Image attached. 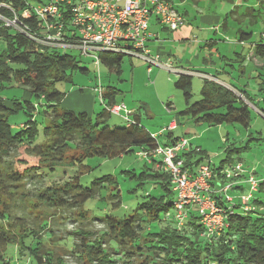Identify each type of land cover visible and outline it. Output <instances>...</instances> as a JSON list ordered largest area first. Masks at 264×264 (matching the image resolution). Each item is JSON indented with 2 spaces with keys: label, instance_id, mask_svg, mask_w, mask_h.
<instances>
[{
  "label": "trees",
  "instance_id": "1",
  "mask_svg": "<svg viewBox=\"0 0 264 264\" xmlns=\"http://www.w3.org/2000/svg\"><path fill=\"white\" fill-rule=\"evenodd\" d=\"M48 1L0 0V14L17 20L19 27L6 26L0 21V264H16L12 257L14 249L22 264H68L64 258L66 254L62 253L74 255L82 264H264V179L257 178L258 189L253 192L246 208L241 197L250 193V186H238L237 180H247L248 175L245 173L235 178L229 174L237 164L243 163L240 156L234 158V152L249 149L254 137L242 147L235 144L228 147L226 157L218 166L209 164L213 171L212 198L225 214L226 226L220 232H208L196 207L188 208L184 220L177 219V195L173 191L171 176L157 166L159 162L155 159L147 162L151 168L139 175L126 171L138 179L139 186L148 183L152 187L146 190L144 200L133 213L119 214L123 203L119 198V182L114 176L96 179L90 187L81 183L82 174L91 170L84 164L89 157L112 159L138 151L152 152L162 144L142 125L137 112L127 117L120 115L126 122L123 126L107 124L112 116L109 108L118 105L117 90L113 87L103 90L101 100L105 108L95 118L86 112L75 113L61 108L64 94L56 88V83L71 80L69 72L80 70L87 73L88 69L81 67L76 57L62 54L61 48L43 46L34 39V36L44 35L45 26L35 15L25 18L23 13L47 6ZM168 1L186 18L187 24L190 11L183 4L192 1L199 7L204 0ZM224 1H229L234 9L238 7L235 0ZM250 1L243 0L244 3ZM255 1L258 3L256 7H261L264 2ZM77 2L63 0L58 4L65 27L71 25L72 9ZM255 6H247L244 15H252ZM233 13L229 12L225 20ZM252 17L254 23L256 17ZM253 35L252 31L241 28L236 31L237 40L242 45L250 44L252 48L247 53L245 49L238 52L239 60L235 61L239 62L241 71L251 66L253 71L264 72L262 35L255 42L252 41ZM216 44L210 40L204 47ZM99 56L102 64L119 75L122 73L126 54L103 52ZM203 60L208 63L206 57ZM231 66L235 69L234 64ZM220 75L219 72L213 77L219 79ZM259 77L264 74L259 73ZM204 81L201 100L193 102V76L179 73L175 86L183 92L186 102L180 118L209 126L238 124L249 130L252 110L247 102L264 116V97L253 104L246 85L240 88L231 84L242 96L239 97L232 89L215 81ZM13 84L23 89V99L9 100L3 96ZM21 112L30 119L14 127L10 116ZM167 130L164 133L168 141L163 146H173L182 137H175L173 131ZM21 148L40 158V165L22 172L17 170L13 156ZM181 157L192 171L208 160V155L200 147L193 148L192 144L190 151ZM72 168H78L76 174L69 172ZM58 177L61 182L56 180ZM48 179L53 183L41 185ZM233 181L236 183L228 195L233 196L234 201L229 203L219 191ZM32 182L40 184L36 196L24 189ZM109 186H114L118 194L105 195ZM237 190L241 194L233 195ZM91 200H98L96 209L99 213L85 208ZM103 202L107 210L99 205ZM51 211H66L71 215L78 211L81 223L93 218L101 228H79L65 236H57V230L51 228V221L47 218ZM88 213L92 216L89 217Z\"/></svg>",
  "mask_w": 264,
  "mask_h": 264
},
{
  "label": "rangeland",
  "instance_id": "2",
  "mask_svg": "<svg viewBox=\"0 0 264 264\" xmlns=\"http://www.w3.org/2000/svg\"><path fill=\"white\" fill-rule=\"evenodd\" d=\"M235 2L238 6L235 9V6L229 1L224 0H204L199 7H196L192 1L183 4L190 11V21L179 33L181 35L184 32L183 35H187L188 30L190 35L188 34L185 38L178 35L175 40L174 31L159 29L161 42L155 41L151 56H159L160 64L152 67L150 72L148 71L149 63L139 55H127L123 61L122 73L119 75L106 64L101 63L98 67L93 57L83 56L78 50L60 49L62 54L68 53L76 57L81 67L88 69L87 73L80 70L69 72V75L72 74L71 80H62L56 83V88L64 94L61 108L75 113L86 112L95 118L104 110L105 105L102 103L100 93L94 95L93 88H97V86L99 88L105 87V89L113 87L117 90V103L126 105L124 110L126 114L137 112L140 115L142 125L157 136L160 144L167 143L168 137L164 132H168L170 122H176L178 129L174 131V136L187 138L193 148L200 147L208 155V160L204 163L210 164L211 167L221 163L226 157V149L232 144H235L236 147H242L247 140L254 137L251 141V147L241 153L234 152V158L237 159L240 156L243 159L242 164L247 175L256 173V178L264 179V116L252 104L247 102L252 110V124L249 130L238 124L222 126H209L205 123L195 124L191 119L179 117L180 112L186 109L184 94L175 86L179 73L190 69H201L200 67H203L205 63L204 57L207 58V66L212 67L213 71L210 73L216 74L215 71L222 69L230 71L231 76L234 77V81H232L234 85L240 88L247 86L253 104H256L258 100H263L264 77H259V73L264 74V72L253 71L251 66L241 71L239 62L235 61L239 60V57L237 55L231 56L228 53L231 52L229 51L231 50L230 45L238 44L236 31L239 28L244 31H252L254 33L253 42L257 41L264 33V2L261 7L255 6L258 5L255 0L245 3L243 0H235ZM247 6L256 7V11L252 13L256 17L254 23H252V15H244ZM231 11L234 13L226 21L225 18ZM210 40L216 41L217 44L213 47H204L206 41ZM238 48V50H242V46ZM244 48L246 49L245 53H247L252 47L247 44ZM231 64H234L235 69ZM195 75L193 77V102L201 100L204 79L215 81L228 89H232L237 96L242 97L231 86H227L230 85L227 75L219 77L220 81L214 77L203 79L202 76H198V73ZM12 86L13 88L3 92V96L9 100L23 99L25 94L23 89L17 84ZM29 119V116L21 112L10 116V123L14 127H18ZM107 124L123 126L126 122L121 116L112 114ZM39 138L42 141V137ZM227 138H229L228 141H226ZM257 138L262 140L258 141ZM139 153L140 151L112 159L87 158L84 164H87L91 170L82 174L81 183L90 187L96 179L106 175L114 176L119 182V198L123 203V208L120 209L119 214L135 212L144 200L146 190L152 188L148 183L143 187L139 186L138 179L126 173L129 171L139 175L147 168L148 170L151 168V166H147L148 158L140 156ZM13 160L14 166L21 172L27 168L40 165V158L29 155L25 148L19 149L13 156ZM76 171L78 168L69 170L71 174H76ZM229 174L232 176L234 172L230 171ZM56 180L61 182V177ZM52 183L48 179L41 185L46 186ZM39 187V183L32 182L26 185L24 189L32 196H36V190ZM111 194H118L114 186H109L105 195L110 196ZM109 200L108 202H110ZM97 205L98 200H91L85 208L91 209L93 212L96 210L99 213L96 209ZM99 205L105 206L104 208L107 210L105 202ZM88 216L91 217L92 215L89 214ZM47 218L51 221V228L57 230L55 231L57 236H65L79 228L90 230L101 228L100 223L93 218L89 219L92 221L81 223L78 211H74L72 215L66 211H51ZM15 250H13L14 255L12 254V257H14L16 264H22V261H18ZM62 254H66L64 258L68 264H82V261L74 255Z\"/></svg>",
  "mask_w": 264,
  "mask_h": 264
},
{
  "label": "built area",
  "instance_id": "3",
  "mask_svg": "<svg viewBox=\"0 0 264 264\" xmlns=\"http://www.w3.org/2000/svg\"><path fill=\"white\" fill-rule=\"evenodd\" d=\"M62 1L49 0L47 6L23 13L25 18L35 15L45 26L44 35L34 36V39L43 46L78 50L83 56L93 57L98 67L101 64L100 53H120L144 58L149 63L150 72L152 67L160 64V57L151 56L147 46L153 36L150 32L151 20L156 18L171 31H177L186 24V18L168 0H78L72 9L71 25L65 27L64 15L58 6ZM0 21L6 26L19 28L17 20L7 19L1 14ZM262 40L264 42V34ZM98 91L100 94L103 92L102 88ZM125 109V105L119 104L110 107L109 111L120 116ZM175 128V123L168 127L171 131ZM190 149L189 140L184 137L173 146L159 145L154 151L140 152L139 155L148 158L149 163L157 160V166L170 174L173 191L177 195L178 220H184L188 208L196 207L208 232H220L226 226L225 214L212 198L213 171L206 163L194 171L186 167L181 155ZM232 171L235 178L245 174L243 164H237ZM246 182L250 193L243 195L241 200L248 208L259 181L254 175H249ZM234 183L225 184L219 191L229 203L234 201V197L228 195Z\"/></svg>",
  "mask_w": 264,
  "mask_h": 264
},
{
  "label": "crops",
  "instance_id": "4",
  "mask_svg": "<svg viewBox=\"0 0 264 264\" xmlns=\"http://www.w3.org/2000/svg\"><path fill=\"white\" fill-rule=\"evenodd\" d=\"M154 19V20H153ZM152 20H151V22H150V32H151V34L153 35L151 38H150V40H149V42H148V48H149V50H150V52L151 53H153V50H152V47H154V44H155V41H157V42H161L160 41V39H159V37H160V33H159V31L161 30V29H164V27L157 21V19L156 18H153ZM187 25V24H186ZM151 26H152V28H151ZM183 27H185V26H183ZM183 27L181 28V29H179V30H177V31H174L173 32V35L175 36L174 38H175V40H176V38H178V35L179 36H181V38H185V37H187L188 36V34L190 35V33H189V31L187 30V35H183V34H185L184 32H182L181 33V35H180V30H182L183 29ZM160 29V30H159ZM183 35V36H182ZM237 38V37H236ZM238 41V40H237ZM206 42H208V41H206ZM238 44H232V45H230L229 46V48H231V50H229V51H231V52H229L228 54H231V56H234V55H237L238 54V51H240V52H242V50H244L245 48H244V46L245 45H242L239 41L237 42ZM240 46H242V50H238L239 48L238 47H240ZM160 48V47H159ZM158 48V49H159ZM246 50V49H245ZM238 56V55H237ZM168 60H170V59H168ZM201 69H197V70H194V69H190V70H185V71H181L182 73H186V74H191L193 77L194 76H196L195 74L196 73H198V76H202L201 78H213V76L215 75V74H213V73H210V72H212L213 70H212V67H209V66H207V63L205 64L204 63V66L203 67H200ZM184 70V69H183ZM221 73L222 75H220V77H222V76H225V75H227V76H229L228 78H229V83H230V85H227V86H231V84H234V82H232V81H234V77L233 76H231V73H229L228 74V71L227 70H217V71H215V73L217 74V73ZM203 74V75H202ZM233 77V78H232ZM215 78V77H214ZM233 79V80H232ZM205 80V79H204ZM219 81H220V79H218ZM102 88V90H106L105 89V87H101ZM100 88H99V86H97V88H93V93H94V95H97V93H99V90ZM264 95V94H263ZM260 96V95H259ZM258 100V99H257ZM259 102L260 101H262V99L261 100H258ZM119 105V104H118ZM122 105H125V104H122ZM126 106V105H125ZM132 114V113H131ZM121 115L122 116H125V115H127L126 114V112L125 111H123L122 113H121ZM173 123H175L176 124V122H170L169 123V125H168V127L171 125V124H173ZM178 128H177V124H176V128L173 130V133H174V131L175 130H177ZM244 166V165H243ZM246 173V172H245ZM255 174L256 173H253V174H249V175H254L255 176ZM248 175V176H249ZM258 176V175H257ZM259 180H262V179H260L259 178ZM236 183V182H235ZM237 185L238 186H242V187H244V188H249V185L247 184V182H246V179L245 178H242V179H239V180H237ZM239 194H241V192L240 191H235V193H233V195H235V196H239Z\"/></svg>",
  "mask_w": 264,
  "mask_h": 264
}]
</instances>
